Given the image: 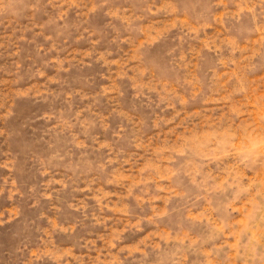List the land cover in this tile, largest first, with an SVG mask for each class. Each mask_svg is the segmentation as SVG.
<instances>
[{
	"label": "rangeland",
	"instance_id": "374dc122",
	"mask_svg": "<svg viewBox=\"0 0 264 264\" xmlns=\"http://www.w3.org/2000/svg\"><path fill=\"white\" fill-rule=\"evenodd\" d=\"M0 264H264V0H0Z\"/></svg>",
	"mask_w": 264,
	"mask_h": 264
}]
</instances>
